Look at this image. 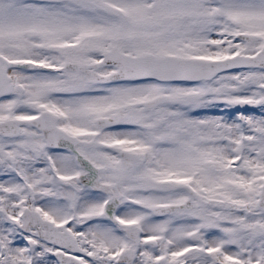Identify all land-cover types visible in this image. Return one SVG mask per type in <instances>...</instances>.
<instances>
[{
	"label": "snow or ice",
	"instance_id": "obj_1",
	"mask_svg": "<svg viewBox=\"0 0 264 264\" xmlns=\"http://www.w3.org/2000/svg\"><path fill=\"white\" fill-rule=\"evenodd\" d=\"M0 264H264V0H0Z\"/></svg>",
	"mask_w": 264,
	"mask_h": 264
}]
</instances>
